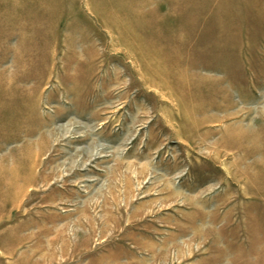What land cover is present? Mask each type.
Wrapping results in <instances>:
<instances>
[{"label": "rangeland", "instance_id": "374dc122", "mask_svg": "<svg viewBox=\"0 0 264 264\" xmlns=\"http://www.w3.org/2000/svg\"><path fill=\"white\" fill-rule=\"evenodd\" d=\"M0 264H264V0H0Z\"/></svg>", "mask_w": 264, "mask_h": 264}]
</instances>
